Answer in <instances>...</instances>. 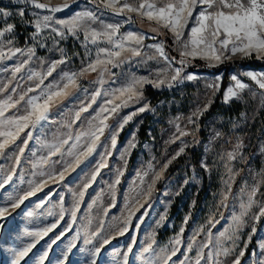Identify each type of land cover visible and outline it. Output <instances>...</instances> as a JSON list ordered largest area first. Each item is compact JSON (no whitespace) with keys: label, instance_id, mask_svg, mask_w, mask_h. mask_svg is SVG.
<instances>
[{"label":"rangeland","instance_id":"obj_1","mask_svg":"<svg viewBox=\"0 0 264 264\" xmlns=\"http://www.w3.org/2000/svg\"><path fill=\"white\" fill-rule=\"evenodd\" d=\"M39 2L51 6L67 3L69 6L53 13L31 3L0 0V30L8 24L14 25L12 32L0 37V51L5 54L0 59V102L9 97L17 101L26 94L16 107L5 112V118L25 114L29 99L39 96L49 85L62 87L66 83L65 74L80 73L96 59L100 48L111 49L106 38L97 37L96 43H92L91 39L85 40L82 31L76 35L65 32V38H61L51 31L52 27H60L54 23L56 19H70L77 12L91 11L97 20L90 22V26L97 31H103V24H113L119 25L114 39L129 32L143 35L145 39L141 45L125 41L126 48L137 47L140 55L125 51L120 61L106 66L107 70L101 72L98 68L78 75L76 86H70L68 95L54 98L50 103L47 119L35 127L29 125L0 153V180L13 173L10 183L0 188V207H9V214L0 220V264H11L13 250L29 243L35 246L20 264H38L45 251L48 256L44 264H59L60 260L65 264H91L90 250L99 246L104 238H108L109 243L102 248L97 264H124L123 254L129 245H132V251L128 254V264H161L165 252L171 254L173 248L178 251L168 264H197L198 260L199 264H233L237 257L240 264H264V216L259 221L252 219L258 214L259 206L264 204V89L244 75L249 71L264 74V69L233 65L228 70L215 71L238 59L260 58L257 53L243 56L226 52L230 58L218 63L189 57L182 65L179 63L182 43L177 42L168 29L137 13L126 10L120 13L105 7L101 0ZM128 2L137 5L139 0ZM154 2L160 4V0ZM204 7L197 5L193 10L182 41L190 39V30L196 26ZM20 10L24 11V16L19 15ZM3 12L10 15L5 16ZM45 15L53 20L49 28L37 34L35 23ZM30 28L31 38L23 44ZM158 45L163 46L167 60L159 54ZM29 49L33 52L29 53ZM100 57L105 59V54L100 53ZM60 60L64 62L58 63L48 75L52 64ZM198 61L204 68L195 70L186 66H196ZM17 67H21L20 72H15ZM176 68L182 69L181 77L172 82L171 87L167 83L159 87L154 83H143L137 86L141 95L127 101L126 106L121 103L126 95L120 100L115 99L120 95L119 89L126 87L133 78L156 82L173 74ZM190 74L196 79H186ZM233 76L247 87L237 90L238 97L225 102L227 90L230 87L235 89ZM226 77L228 82L217 104L219 107L213 115L203 119L216 103ZM41 78L43 84H39ZM30 88L35 90L28 91ZM148 88L163 93V99L152 103L151 97L146 95ZM96 92L100 94L92 102L91 97ZM43 99L41 97L39 102L42 103ZM110 100L112 104L108 103ZM89 104L91 107L81 112L77 120L75 113L82 105ZM116 104L121 106L111 112ZM144 105L148 109L139 112ZM105 107L108 111L103 116L108 117V128L100 136L94 151L82 157L81 163L69 168L60 179L59 173L73 159L67 154L69 145L54 156L49 155L46 145L56 143L68 132L73 137L69 144L75 143L77 134L86 132L91 124L99 123L96 117ZM197 110H200L199 115L194 116ZM132 113L136 115L120 129L119 125ZM189 118L194 123H190ZM180 131L190 134L181 136ZM113 132H118L114 148L111 144ZM79 143L83 148L90 141L82 136ZM181 147L184 152L176 155ZM21 148H24L23 154ZM229 154L235 159H230ZM42 158L47 163H42ZM102 160L105 166L92 180ZM169 160L171 163L163 170L151 195H138L147 189L154 174L160 172ZM174 165L175 170L169 172ZM42 180L47 181L42 190L28 197L20 207H10V197L23 195L29 190L30 182L38 184ZM85 184H89L87 189ZM253 189H257L253 206L247 215L241 217L242 205L248 203ZM81 191L84 196L79 198ZM225 194L227 200H224ZM77 200L79 207L73 221L72 211ZM130 213L128 230L120 235L117 229L123 226ZM236 217L242 220L239 227ZM53 224L56 227L43 237L27 235ZM181 228L184 229L182 234ZM97 231L100 235L93 244H85V240ZM60 233H63L62 238L49 247ZM177 236H180L181 244L174 245ZM228 236L232 238L227 239ZM218 241L229 249L228 255L217 254ZM70 242L76 246L65 259ZM149 244H152V251L146 252ZM241 251L244 253L242 257L239 255Z\"/></svg>","mask_w":264,"mask_h":264},{"label":"snow or ice","instance_id":"obj_2","mask_svg":"<svg viewBox=\"0 0 264 264\" xmlns=\"http://www.w3.org/2000/svg\"><path fill=\"white\" fill-rule=\"evenodd\" d=\"M18 3H31L34 7L39 9H49L51 12H59L62 10V7H68L69 5L65 3L62 6H51L48 3H41L39 0H17ZM105 7L112 8L120 13H123L125 10L129 13H137L140 16L146 18L150 22H155L156 24L162 26L163 28L168 29L174 36L175 40L179 43H182V50L180 55L182 59L179 61L180 64H185V58H202L209 60L210 62H222V59L230 58L225 55L226 52H230L232 55L237 53L242 54L243 56H251L252 53H257L258 57L264 58V0H160L158 5L154 0H139L137 5L129 3L128 0H101ZM119 5V7H117ZM197 5H203L204 10L200 12L196 26L192 27L190 30V39L187 41H182L184 35V29L188 24L190 18H192L193 10ZM2 11V10H0ZM5 16L10 15V13L3 12ZM20 16H24V11H19ZM53 18L51 16L45 15L42 20L37 19L35 23V28L37 34L42 29H47L50 27V22ZM97 17L91 11L77 12L70 19H56L54 23L60 27H52L51 31L59 35L61 38H65V32L71 35H76L78 32L84 33L85 40L91 39L92 43H96L97 37H104L107 39V42L111 45V49L100 48L97 57L94 61L89 63L80 73L65 74L64 79L66 83L62 87L59 85H49L46 89L40 92L39 96L32 97L27 101L28 108L25 110V114L19 115L13 118H5V112L16 107V105L25 99V95H21L19 100L12 101L11 97L7 101L0 102V153L10 144L14 143L19 137L20 132H22L29 125L35 127L37 123L42 120L47 119L46 113L49 110L50 103L54 98H62L63 96L68 95V90L70 86H76V78L78 75H83L87 71H97L99 68L101 72L107 70L106 66L108 64H114L116 61H120L122 58V53L125 51H130L133 55H140L139 49L137 47H127L125 41H130L135 45H141L145 37L143 35H137L135 33L129 32L126 36H122L119 39H114L117 33L119 32V25L113 24H103V31H97L95 28L90 26V22H96ZM14 25L8 24L2 30H0V37H3L5 33H10L13 31ZM218 45V47H217ZM159 54L167 60V56L164 53L162 45L157 46ZM17 52L21 51L16 49ZM29 53L33 52V49L28 50ZM100 53L105 54V59H101ZM4 52L0 51V59L4 58ZM63 60L54 62L51 68L48 71V75H51L52 71L55 70V67L58 63H63ZM22 67V65H21ZM21 67H17L15 72H20ZM182 69L176 68L170 76H166L165 79H159L156 82L146 80L145 78L136 79L133 78L132 82L129 83L126 87L119 89L120 95L115 97V99L120 100L121 97L126 95V99L122 100L121 103L126 106L127 101L133 100L141 95L138 91L137 86H142L143 83H154L156 87L164 85L167 83L169 87L172 86V82L178 81L181 77ZM252 81H254L260 89H264V74H256L254 72L244 73ZM31 78V77H30ZM188 80L196 79L195 75H188L186 77ZM232 80L235 81V89L229 88L225 94V102H228L231 98H236L239 95L237 90H243L247 87L246 84L242 83L236 76L232 77ZM39 84H43V78L40 79ZM39 84L37 87H39ZM209 87H213L209 85ZM218 87V86H217ZM55 89V90H53ZM35 89H28V91H34ZM99 92H96L92 95L91 100L95 102L96 97L99 95ZM43 97V102L40 103V99ZM109 104H112L113 101H108ZM120 104H116L112 107L111 112H115ZM88 106L82 105L80 110L75 113V118L78 120L80 118L81 112L88 110ZM148 109L147 105H144L139 109V112H144ZM107 107L101 109V114H98L96 119L99 123L91 124L89 129L86 132L79 133L75 136V143L69 144V141L73 139L71 132H68L62 135L56 143L51 145H46L49 149V155L54 156L57 153H60L64 149L65 145H69L67 154L72 157L70 163H66L64 171L59 173L60 179H63L64 172L69 168L74 167V165H79L81 163L82 157L90 155L100 139V136L104 134L108 124L106 120L107 116H103L104 112H107ZM199 111L193 113L194 116L199 115ZM111 115V113H109ZM136 113H132L127 116L123 122L119 125V128L122 129L125 124L132 119V116ZM190 123L194 121L189 118ZM71 128V124L68 125ZM179 131V129H178ZM190 133L186 131H180V135H189ZM31 132L28 133V137L31 138ZM118 132H113L111 134V144L114 148L117 142ZM86 137L90 143H87L83 148L80 146L81 137ZM25 146L27 145V140L24 141ZM134 147V145H130ZM239 147V145L237 146ZM24 148L20 149V153L23 154ZM184 152V148L181 147L179 152L176 155ZM230 159H235V156L229 154ZM172 159H175L173 157ZM19 157H17V162ZM42 163H47L45 158H42ZM171 163L169 160L163 165V168L160 172H156L151 183L148 185L146 190H142L138 195L141 196H150L153 187L157 181L162 178L163 170L167 169L168 164ZM104 161L98 165L96 171L93 173L91 179L95 180L96 175L99 172V169L104 167ZM231 171V170H230ZM43 175V173H42ZM147 175V173H145ZM13 173H9L0 180V188H4L12 180ZM51 178V177H49ZM47 181H40L38 184L30 182L29 190L23 195L18 197H10L12 201L10 207L16 209L24 203L28 197L33 196L36 192L42 190L44 184ZM119 183V179H117ZM89 184H85L84 188L87 189ZM230 190V188H229ZM257 189H253L252 195H250L248 203L242 205L244 212L241 213V217L247 215L248 210L253 206L254 200L253 196ZM79 198L84 196V192L81 191ZM224 200H227V194L224 195ZM79 207V200L72 211V219L75 221L76 218V209ZM9 214V207H0V220L6 218ZM32 215V213H29ZM264 216V204L259 206L258 214H255L252 219L254 221H259L260 217ZM241 217H236L237 227L242 224ZM62 219V217H61ZM131 220V213L129 217L124 221L123 226L118 228L117 231L120 235H123L124 232L128 230V224ZM56 225L53 224L49 228H44L39 232H28L27 235L31 237L40 238L44 235H47L49 232L55 228ZM253 232H255V227H253ZM184 229L181 228V234ZM100 235V232L92 233L91 237L85 240V244H93L96 237ZM221 236H225V233H221ZM63 236V233L58 234L52 241L49 247L55 245ZM231 236H228L227 239H231ZM108 238H104L99 246L94 247L90 250L91 253V264H97V257L101 253L104 245L108 244ZM135 240L133 239V244ZM154 243V241H153ZM174 245L181 244L180 236H177L174 241ZM35 246L34 243H29L25 247L19 250L14 251V257L11 264H20L21 260L28 255L31 249ZM74 242H70L67 250L65 252V259L67 258L68 253L72 251L75 247ZM132 251V245H129L128 251L124 255V264H128V254ZM146 252L152 251V244H149L145 249ZM178 248H173L171 254L165 252V255L162 259L161 264H168V261L171 260V257L176 255ZM223 253L224 255L229 254V249L223 247L222 242L218 241V253ZM241 257L244 255L243 251L239 254ZM48 252L45 251L40 257L38 264H44ZM59 264H65L64 260H60ZM199 264V260L197 261ZM233 264H240V259L237 257Z\"/></svg>","mask_w":264,"mask_h":264},{"label":"trees","instance_id":"obj_3","mask_svg":"<svg viewBox=\"0 0 264 264\" xmlns=\"http://www.w3.org/2000/svg\"><path fill=\"white\" fill-rule=\"evenodd\" d=\"M27 18H28V20H30L29 17H27ZM1 27H2V23H0V28ZM31 30H32L31 28L28 29L27 34L25 35L26 37L22 40L23 44H26V41L29 38H31V34H30ZM167 43L168 44L170 43V39H168V37H167ZM233 65H242V66H247L248 65V66H251V67L263 68L264 69V58L260 59V58H256V57H251V58H245V59H238V60H235V61H233L231 63H225L221 68H218L215 71H219V70H222V69L228 70ZM186 66L189 69H195V70H200V68H204V66H202V63L200 61L197 62L196 66H193V65H186ZM227 82H228V78L226 77V79H224L221 92H220L219 96L217 97L216 103H214L212 105L211 109L204 115L203 119H206L207 117L213 115L216 112L217 108L219 107V106H217V104L221 101V99L223 97V91H224V89H225V87L227 85ZM146 95L151 97L152 103H154V104L159 102L160 100H162L163 97H164L163 93L155 92L151 88H148L146 90ZM196 164L198 165V160H196ZM173 170H175V165L172 166V168L170 169L169 172H172Z\"/></svg>","mask_w":264,"mask_h":264}]
</instances>
